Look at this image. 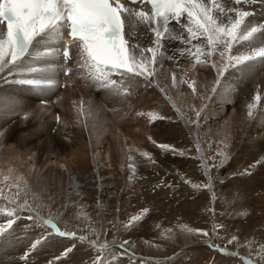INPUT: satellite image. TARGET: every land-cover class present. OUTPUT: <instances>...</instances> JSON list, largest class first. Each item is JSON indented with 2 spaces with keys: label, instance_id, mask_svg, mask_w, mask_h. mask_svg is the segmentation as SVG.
<instances>
[{
  "label": "rangeland",
  "instance_id": "1",
  "mask_svg": "<svg viewBox=\"0 0 264 264\" xmlns=\"http://www.w3.org/2000/svg\"><path fill=\"white\" fill-rule=\"evenodd\" d=\"M223 67V61H218V64H216V68L211 67V65L209 64L208 73L210 75L207 76L206 80L200 79L201 82L196 81L200 76H202V73L200 72L199 75L197 74L195 76H192L191 78L188 76L187 71L179 72L177 75V85L174 86L171 77L172 73L171 71H169L171 69H169L167 65L161 64V66L156 67V75H158L157 77L159 78H157L156 75L153 78H150L149 83L151 82V85H143L138 80H133V83H129L130 81L124 80L123 87L119 89V91L115 89H107L108 92H105V94H101L99 92L95 93V96H93V91H91V89L87 90V92L85 91L83 82L79 83L78 81H76V83H74L73 80L76 78L75 73H78L77 71H74V74L72 72L70 76L66 78L68 82L70 80V84H68V86L64 88H60V86H57L56 93L53 92L48 95L47 93L44 94L39 89H34L27 85H20L15 83L14 80L21 78L19 76L13 75L8 76L6 80L0 79V207L12 208L24 204L25 201L28 202L23 211L19 213L20 218L17 220L14 226L15 237L13 239L0 242V264H49L51 260H53L60 254L61 250L64 247L71 244H75V250L69 257L63 260V264H91V261L95 259L97 251L94 248L90 247L88 243H80L79 241L75 240L53 238L45 243L42 247L33 251L28 257L27 262H25L23 256L24 253L28 250L30 242L33 241L34 238L40 236L44 231V229L37 226L40 224V221L34 222L27 218L29 215L35 216L36 213H39V216L42 218H48L50 216L54 217L61 230L67 228L68 230L76 231L78 235L88 236L89 240H98V244H103L107 241L110 247L103 253L105 264H109L110 261L111 264H173L180 258L184 259V261H190V259L196 258L193 259V263L191 261V264H195L196 261L199 262L198 264H247V261L249 259L252 260L254 264H257V260L253 259L254 257L245 256L241 251H239L238 248H235L231 243H228V240L224 236L223 228L225 225L224 220L226 219V211L224 210L225 208L223 207L222 203H220L219 201V192L224 189V186L223 184L219 183L220 181L218 179V174L221 173L222 175H224L226 171L229 170L226 169L227 166L225 164H234L235 167L237 166L235 169H238L235 175L232 177L234 184L236 186H244L246 184V179H249V175L252 174V172L249 171L252 169V165H250L248 162L251 161V158L253 159V157L256 156L254 154L255 150L251 146L246 145V143H243L242 139L243 137H245L244 132L247 130V128H249L251 123H253V125L258 124L260 133L264 134V127L260 128L264 125V120L262 122V118L257 115V108L253 110L252 117L248 116V104L256 102L253 99L254 95H247L246 87L242 91L237 90V93H235L237 95L236 98H226L225 102H220L221 100L216 99L219 95L218 93L214 94L212 92V88L215 84L217 69H222ZM253 67L257 68L256 65H254ZM167 69L169 70L166 71ZM60 74L61 68L57 77L59 82L61 81ZM4 75H6V73ZM162 76L163 79L161 80V82H163L161 84V82L159 83L158 80L161 79L160 77ZM181 77H183V79L188 83L181 82ZM117 78L119 80L121 79L119 77H116V79ZM192 79L196 81L195 92H193L192 88L188 86L189 83L194 81ZM125 81L127 82L126 85ZM128 83L129 85H131L129 86ZM204 83H206V85H204ZM74 84L78 86L74 87ZM89 84L96 85L95 82H92V80L89 82ZM159 84L161 85V87ZM69 85L73 86V89L70 90ZM174 87L177 88V92L179 90L180 92L182 91L181 93L186 94L185 96L187 97L184 99L186 102L191 101L193 102V105H199L198 107L200 108V110L202 107L203 109L209 108L208 105L213 103L218 113L217 116H219L222 121H226V124H229V122H231L232 125H239L242 133H237L235 138H232L230 137L232 136V132H229L228 135L223 136V138H220L221 140L219 139L217 143L213 144V146L215 147L209 146L208 152L211 154H215L216 157H219L218 163H215L216 160L211 156H206L205 159L202 157L203 159L201 160L203 161L200 162H187V159L184 160V155L180 154L182 152L179 153V156H181H178V150L180 151V148L177 145L174 146V148L178 149H176L177 151H169L171 153L174 152L177 154L176 155L173 153L174 158H176L175 160H178L180 158L178 161L181 162H176V165L180 166H178L179 169L176 172L179 171L180 173L178 172L179 174L175 175V178H170V181L169 179H167L166 181L164 180L165 182L163 181V184L165 183L168 186L170 185V183H173V185L175 186H187L189 184L188 186L190 188L189 192L191 196L185 198V200L183 201L184 206H182V208L176 205L173 210H170L169 217L170 221L176 223L179 229V231L176 232L178 236L176 237L177 234L174 236L175 240L177 241L176 243L180 245V243L183 242L182 238L180 237L181 234H184V232L186 236L189 237L191 242L186 245H180L177 251L174 253H167L163 255V252L161 253V250H167V248H169L167 246H170L171 244H169V242L165 238L162 240L161 244L157 243L158 246H160L159 253H150L144 240L145 236L150 234V230L147 231L148 229L143 225H141L139 229L138 226L137 229H135V227H125V224L130 216V214H128V208L130 207V205H138L140 204L141 200L145 201L147 199H152V201H154L156 199L155 190H157L159 186L155 182H151L148 183L150 188L148 190L142 189L143 193L141 192L137 199L134 200V197H130V199L125 197V195L127 196L128 193L127 184H125L127 182V179L125 178V169L128 165V158L127 156H123L124 161L122 160L118 169L116 168V171H114V169L112 168L113 164L115 165L119 162L116 158V151L118 150V148L113 140L114 134L110 133H112V129L116 128L115 126H117V128L114 130L115 132H117V134L119 132L120 135H118V137L120 136L121 142L124 141L123 146H127L128 143L132 141L129 132H127L128 129L129 131L134 130L139 134H143L148 143L151 142L152 144L153 141L156 142L158 136H155V134L152 133L155 131L158 120L165 121V118L168 117V114L170 112H174L179 118H181L179 108L176 107L178 104L176 105V103H173L177 99V97L174 98L175 95L171 97V95H173L172 92L175 89ZM125 88L127 89V94H122ZM161 88H163L164 91H161ZM81 90L82 92L80 93ZM66 91L72 94L65 96L64 93H66ZM152 91L153 93L155 91L156 94L154 95ZM187 91L190 93H188ZM175 92L176 91H174V94ZM177 92L176 94H178ZM87 93L89 95H87ZM181 93L176 96H178L182 100L184 96H181ZM202 95H205L207 98L205 99L204 104L203 102L201 103ZM81 96L84 99V103L83 105H81V103L79 102L80 107H83V109L80 108L79 110L76 107L77 105L72 106L70 104V100L73 101L74 98L75 100H78ZM260 96L262 97V93H260ZM87 97L93 100L91 104L87 102ZM172 98L174 100H172ZM52 99L56 100V102H53ZM117 99H119V102H116ZM128 99H131V101H133V104ZM127 100L129 102L125 103L127 102ZM41 101L43 102V104L41 103ZM137 101H139L140 103ZM176 101L179 104L181 103L180 99H177ZM64 102H66L67 104H65ZM136 102L139 103L138 107H136ZM260 102L261 99L257 103V106L260 105ZM129 103H131L132 105H127ZM146 103L149 104V108H151L153 103H155V106L153 105L154 107H156L154 108L155 110H142V108H144L142 106H145ZM168 103L172 104L169 105ZM55 104L56 106H54ZM167 104L172 108V110L167 106ZM64 105L66 108L64 107ZM48 106H52V109H46L48 108ZM60 106H62V108ZM148 107L146 106L145 108L148 109ZM63 108H65L66 110H63ZM138 108H140L141 110H137ZM47 110H49L50 112ZM67 110H69V113ZM203 111H205L206 113L209 112V110ZM149 114H152L151 116H154L156 119H152ZM98 116H106V118H97ZM57 117H59V120L57 119ZM160 117H163V119H160ZM96 120L98 123L96 122ZM43 121L47 123V125L52 124L53 121V123H55L56 125L54 124L52 126L53 128L51 129L47 127V129L43 130ZM145 121H149L150 125L149 123H144ZM41 122L43 123L41 124ZM260 122L261 124H259ZM127 124L129 125V128L127 127ZM103 125L106 127L109 125L107 128H110L112 131L110 132V129L106 128L107 130L104 129L103 133L101 130H99L100 128L95 129L96 126L101 127ZM58 126H61L64 130L59 129ZM111 126H114V128H112ZM56 128L59 130H57ZM169 129H171V127H167V129L166 127L164 128V130ZM142 130L144 133L142 132ZM99 131H101V133ZM122 131H125V133H123ZM168 132L170 133V130ZM150 135L151 137H155L156 139L151 138ZM166 136L164 138L166 144L170 145L171 143H176L171 140L173 135L168 134ZM175 137L176 136L173 137L174 140ZM236 140L239 144L236 142ZM229 141H232L234 143H229ZM216 144H218L219 146ZM230 144H233L234 147H231ZM156 146L158 147V145ZM9 148V151H15L12 155V158L16 159L15 161H12V158L10 159L11 156L9 157V151H7V149ZM231 148H233L232 151ZM145 149L148 151V147H145ZM139 150L141 153L138 154L141 156V154L144 153V151H142L144 149L140 147ZM224 150L228 151V157H232H227V159L225 160L223 156H221L222 152L226 153ZM108 151H111L110 154H108ZM129 152L132 153V151ZM218 152H220V156ZM15 153L18 155H16ZM112 153L114 154V156ZM15 155L16 157H14ZM256 155L260 156V154L257 152ZM105 156L107 157V159L105 158ZM109 156L110 158H113L114 161H111ZM5 157L6 159H4ZM141 157L144 159L145 163L147 161L146 164H148L150 168H154L156 166V164H154L155 160L152 159V156L151 159L144 155H142ZM54 158L55 161L51 162V160H53ZM233 158L234 160H232ZM58 160H60L59 162L65 163H63L64 167H60L57 164ZM106 160H109V162ZM221 160H223V163H221ZM24 161L27 163L30 162L32 168L30 169L31 171L25 169L28 170V174L24 175L25 177H27L25 179H21V177L23 176H21L20 178L17 177L20 174L16 169H18L19 165L24 166ZM188 163L190 165L196 163L197 165L200 164L203 170L205 168V171L207 170L206 166H209L208 173L212 174L211 189L206 188V191H203L202 187L194 188L190 184L193 179V176L191 174L192 172L185 173V171H190L191 169L196 173L198 170L192 169L193 165L188 167ZM11 164L15 169L13 167L10 168L12 166ZM107 165H109L110 168L109 166L107 167ZM23 166L21 167L22 175L25 172ZM183 167H185L186 169H183ZM8 168L11 169V173H8ZM12 169L14 172L12 171ZM109 169L111 171L113 170L111 172L113 173L111 174L112 176L109 174ZM107 170H109V173H107ZM114 172L117 173L116 175L120 176H122L123 173L125 174L123 175L124 177H118L114 175ZM120 172H122V174ZM113 176H115V178ZM239 176L240 178H238ZM17 178L20 179L23 183H21L20 180H17ZM116 178H119L121 180L122 178L124 179L122 180V182L120 181L121 183H118L119 181L117 179V183H115L116 181L114 180ZM184 178L187 179L186 182H184V180H186ZM110 180H113L114 182H111ZM122 183H124V185H122ZM119 184L122 185L120 186V189ZM118 190L120 191L117 192ZM203 195L206 196L204 197V206L197 205L195 203V197ZM12 200H15V203H10V201ZM190 202H193L194 206L191 205ZM222 207L224 209H222ZM145 208L149 209L150 211L146 214H152V218H158V213L153 207L146 205ZM138 209L142 210L144 208L140 207ZM204 211L206 212L204 213ZM240 212L241 214H238L239 216L237 215L233 219L235 220L238 217L237 223H244L253 218H250L245 211V213L241 210L239 211V213ZM252 213L251 215H253ZM223 215H225L224 218ZM257 217H259V215L255 218ZM5 220V216L0 214V223L5 222ZM177 220L179 222H177ZM182 225L189 228L192 227L193 229H203V227L210 225L211 230H209V232H211V238L208 240L205 237H200L201 234L199 235V233H188L183 230L184 228L182 227ZM217 225H222V227H215ZM93 230H95V234H93ZM237 233L239 236L242 235L240 230L237 231ZM123 241H128L129 243L125 246L124 249H121L119 245ZM206 241H210L211 244L216 245L220 248H226L229 252H237L238 255H226L218 251L217 248L210 247L209 244L206 243ZM258 242L261 246L264 245V240L262 241L261 238ZM138 252L143 253L139 254ZM206 252H209L211 256L205 260L200 259L202 254ZM133 253H135V255H133ZM121 257L126 260L125 263H119L120 259H122Z\"/></svg>",
  "mask_w": 264,
  "mask_h": 264
},
{
  "label": "snow or ice",
  "instance_id": "2",
  "mask_svg": "<svg viewBox=\"0 0 264 264\" xmlns=\"http://www.w3.org/2000/svg\"><path fill=\"white\" fill-rule=\"evenodd\" d=\"M130 3H148L151 12L129 7L122 0H0V79L19 76L21 78L14 80L15 83L41 92L57 87L60 60L65 62V75L73 72L67 67L73 46L79 57L77 68L86 73L98 88L117 91L123 87L125 79L149 80L156 75L157 65L164 60L175 61L177 56L191 58L193 67L210 64L216 68L212 58L219 55L224 67L217 69L212 88L214 94L223 90L222 81L228 76L246 74L256 64L264 66V0H130ZM252 6L258 7L259 12ZM140 26L147 28L145 35L151 34L147 46L134 42ZM173 42L181 47L174 48L169 55V44ZM114 76L121 79H113ZM180 79L188 83L183 77ZM172 80L175 86V73ZM188 86L196 91L195 81ZM122 94H127L126 88ZM253 99L256 103L247 106L249 117L253 116L260 94ZM203 110L202 107L196 112L197 118ZM158 147L176 151L166 143ZM142 155L151 159L149 153ZM221 156L227 159V153L222 152ZM261 163H264V157L256 162ZM211 181L209 176L208 184L204 186L211 189ZM192 186L200 187L199 184ZM27 203L12 208L0 207V214L6 218L0 223V242L15 237L14 226ZM148 212L149 209L144 208L141 213L131 216L125 227H135ZM27 218L40 221L37 226L44 231L30 242L23 256L25 262L33 251L49 240L61 238L88 243L97 251L91 264H105L103 253L110 247L107 241L98 244V240H89L88 236L78 235L76 231L61 230L51 216L42 218L36 213ZM182 227L188 233L208 236L206 230ZM236 241L237 237L232 236L228 243ZM128 243L123 241L119 247L124 249ZM206 243L226 255H238L210 241ZM74 250L75 244L64 247L49 264H63ZM261 250L264 251V246ZM247 264L254 262L249 259Z\"/></svg>",
  "mask_w": 264,
  "mask_h": 264
},
{
  "label": "bare ground",
  "instance_id": "3",
  "mask_svg": "<svg viewBox=\"0 0 264 264\" xmlns=\"http://www.w3.org/2000/svg\"><path fill=\"white\" fill-rule=\"evenodd\" d=\"M253 8L256 9L257 12H259V8L256 7V6H252ZM248 10V9H246ZM255 22V21H253ZM148 30L147 28H145L144 26H140L139 28V31L137 33V37L135 38L134 42H137V43H140L141 45L143 46H147L149 43H150V40H151V34H148V35H145V33H147ZM177 47H181L180 44L176 43V42H173L171 44H169V55L172 54V51L174 50V48H177ZM75 56H74V55ZM71 57H72V60L69 61L72 69H73V74H74V71H77L78 73H75L76 74V78L73 80L74 83H76V81H78L79 83L83 82L84 84V88H85V91L87 92V90H90L93 91V96H95V93H101V94H105V92H108V90H103V89H100L97 87V85H90L89 82L91 81L90 78H87V75L86 73H83L82 70H79L77 68V65H78V62H79V57L76 53V49H75V46L72 47L71 49ZM61 61L63 60H60L59 62L61 63ZM212 61L215 63V64H218V61H222V59L219 57V55H215L213 58H212ZM64 62V61H63ZM193 63L194 61L191 59V58H188V57H179L177 56L176 60L175 61H172V60H164L161 64H165L169 67V69H167L166 71H171V73H175L176 76L178 75L179 72H185L187 71L188 72V76L191 78L192 76H195V75H199V72L202 73V76L199 77L198 80H196L197 82H201L200 79L202 80H206L207 79V76H209L210 74L208 73V65H196L195 67H193ZM161 64L157 65L156 67H159L161 66ZM223 66V64H222ZM257 68H252V70L246 74H239V75H231V76H228V81H222L223 83V90H219L218 91V97L216 99L218 100H221L220 102H225L226 98H233V97H237V95L235 93H237V90L239 91H242L245 87L247 89V95L250 96V95H254L256 96L257 93H262V97H261V102H260V105H258L256 108H257V115L260 116L262 118V122L264 120V66H261L260 64H256ZM59 67L61 68V71H63L64 69V66L62 67L61 64L59 65ZM210 69V68H209ZM165 72V71H164ZM71 74V73H70ZM70 74H68V76H64V75H61L60 74V78H61V81L59 82L58 86H60V88H64L66 86H68V84H70V80L69 82L66 80V78H68L70 76ZM226 75H228L226 73ZM158 75H156L157 77ZM161 76V75H160ZM58 77V76H57ZM116 77L118 76H114L113 79H116ZM155 77V78H156ZM172 77V76H171ZM120 78V77H119ZM153 78V77H152ZM159 78V77H157ZM156 78V79H157ZM161 79H159V83L161 82V80L163 79V76L160 77ZM117 80L119 81V79L117 78ZM125 80H128L130 81L129 83H133V80H138L141 84L143 85H149V80H144L143 78H134V79H125ZM179 80V79H178ZM194 80V79H192ZM173 81V80H172ZM195 81V80H194ZM195 81V83H196ZM94 82V81H92ZM163 82V81H162ZM161 82V84H162ZM177 82V81H176ZM62 83V84H61ZM126 81H125V85H126ZM128 83V85H129ZM156 83V82H154ZM158 83V82H157ZM228 83V84H227ZM72 84V83H71ZM96 84V83H95ZM168 84V83H167ZM73 85V84H72ZM131 85V84H130ZM129 85V86H130ZM151 85V84H150ZM160 85V84H159ZM177 85V83L175 84V86ZM204 85H206V83H204ZM78 85L74 84V87H76ZM89 86V87H88ZM168 86V85H167ZM172 86V85H171ZM182 86V85H181ZM196 86V85H195ZM198 86V85H197ZM127 87V86H126ZM158 87V85H157ZM161 87V85H160ZM173 87V86H172ZM183 87V86H182ZM83 88V89H84ZM155 88V87H154ZM153 88V89H154ZM165 88V87H163ZM175 88V87H174ZM179 88V87H178ZM69 89H73V86H70L69 85ZM145 89V88H144ZM147 89V88H146ZM167 89V88H166ZM170 89V88H169ZM177 88L174 89V91L177 92L176 90ZM181 89V88H180ZM184 89V88H183ZM186 90V89H185ZM184 90V91H185ZM235 90V91H234ZM170 91V90H169ZM174 91L172 92L173 95H171V97H173L175 95L174 98L177 97V99H180L181 103H177V99L173 102V103H176V107L179 108V113H180V117L179 118L174 112H167L169 113L168 114V117L165 118L166 120L165 121H161V120H158V124L155 128V131L152 133V134H155V136H158L157 139L155 137H150L151 138H154L156 139V145H159L161 143H165L166 141H164V138L166 135L168 134H171L175 137V140L172 139L174 142H176L175 144L171 143L170 145L172 146L173 149H177V148H174L175 145L179 146L180 148V151L178 150V156H179V153L182 152L183 155H184V160H188L187 162H190V161H193L194 163L195 162H200V161H203L201 159H205L206 156H211V157H214V159L216 160L215 163H218V156L216 157L215 154H211L208 152V149H209V146H213L214 143H217L218 140L220 138H223V136H226L229 134V132L231 133L232 132V138H235V136L237 135V133H242L241 132V129L239 128V125H232L231 122H229V124H226V121H222L221 118H219L218 113L216 111V107L213 103L209 104V108H206L204 110H209V112H205V111H202L201 112V116L199 118H197L196 116V112L197 111H200V108L198 107L199 105H193V102H186L184 99L187 97L185 96L186 94L184 93H181L179 90H178V94H174ZM183 91V92H184ZM55 92L56 93V87L54 88H51V89H48L46 91H43L44 94L47 93L48 94H51ZM82 92V90L80 91V93ZM188 92V91H187ZM202 92V91H201ZM90 93V91H89ZM145 93V92H144ZM153 93V91H152ZM158 93V91H157ZM160 93V92H159ZM179 93H181L180 95L181 96H184V98L181 100V98H179L178 96L176 95H179ZM190 93V92H188ZM199 93V92H198ZM72 93H68V91H66V93H64L65 96H68V95H71ZM91 94V95H92ZM146 94V93H145ZM154 95L156 94L155 91L153 93ZM87 95H89L87 93ZM46 96V95H44ZM54 97V96H53ZM156 97V96H155ZM56 98V97H55ZM54 98V99H55ZM44 99V98H43ZM46 99V98H45ZM61 99V98H60ZM205 99L206 96L202 95L201 97V103L205 102ZM215 99V100H216ZM49 100V99H48ZM53 100V99H52ZM119 99L116 100V102L118 101ZM129 101H131V99H128ZM127 100V102L125 103H128L129 101ZM151 100V99H150ZM172 100H174L172 98ZM56 102V100H53V102ZM61 101V100H60ZM93 100H91L89 97H87V102L91 104ZM126 101V100H125ZM169 101V100H168ZM81 105H83L84 103V99L82 98V96L78 99V100H75V98L72 100H70V104L72 106H75L77 105L76 107L80 110V108L83 109V107H80V103ZM119 102V101H118ZM132 104H133V101H131ZM139 102V101H137ZM136 102V103H137ZM148 102V101H147ZM167 102V101H166ZM179 102V100H178ZM50 103V102H49ZM65 104H67L66 102H64ZM140 103V102H139ZM139 103H137L136 107H138ZM170 103V102H169ZM168 103V104H169ZM51 104V103H50ZM54 104V103H53ZM63 104V103H62ZM61 104V105H62ZM120 104V103H119ZM131 103L127 104V105H132ZM155 103H153L154 105ZM167 104V106H168ZM172 104V103H171ZM169 104V105H171ZM22 105V104H21ZM58 105V104H57ZM142 105V104H141ZM145 105V104H144ZM151 105V104H150ZM152 105V106H153ZM56 106V104L54 105ZM63 106V105H62ZM62 106H60L62 108ZM148 107L149 104L146 103L145 106H142L144 108H142V110H155L154 108L156 107H152L148 109H146L145 107ZM59 107V108H60ZM65 107V105H64ZM127 107V106H126ZM169 107V106H168ZM206 107V106H205ZM51 108L52 109V106H48V108L46 109H49ZM66 108V107H65ZM65 108H63V110H66ZM171 110L172 108L169 107ZM49 109V110H51ZM168 109V108H167ZM167 109H164V110H167ZM47 110V111H49ZM137 110H141L140 108H138ZM169 110V109H168ZM174 110H178V109H174ZM53 111V110H52ZM68 113H69V110H67ZM256 111V110H255ZM42 112V111H41ZM50 112V111H49ZM72 112V111H71ZM142 113V112H141ZM166 113V112H165ZM72 114V113H71ZM96 114V113H95ZM256 114V113H255ZM74 115V114H73ZM150 115V114H149ZM152 115V114H151ZM150 115V116H151ZM157 115V114H156ZM155 115V116H156ZM42 116H43V113H42ZM56 116V115H55ZM72 116V115H71ZM97 116V115H96ZM145 116V115H144ZM147 116V115H146ZM149 116V117H150ZM257 116V117H258ZM40 117V116H39ZM100 116H98L97 118H99ZM152 119H154L155 117L154 116H151ZM150 117V118H151ZM157 117V116H156ZM256 117V118H257ZM100 118H106V116H101ZM56 119V118H55ZM147 119V118H146ZM156 119V118H155ZM57 120V119H56ZM145 120V119H144ZM257 120V119H256ZM58 121V120H57ZM108 121V120H107ZM258 121V120H257ZM261 121V119H260ZM44 122V121H43ZM41 122V124L43 123ZM59 122V121H58ZM97 122V120H96ZM95 122V123H96ZM138 122V121H137ZM98 123V122H97ZM96 123V125H97ZM100 123V122H99ZM107 123V122H106ZM142 123V122H141ZM146 124L149 123L150 125V122H144ZM152 123V121H151ZM55 123H53L52 121V124H48L47 123H43L42 124V129L45 130L48 128H53L52 126L54 125ZM101 124V123H100ZM99 124V125H100ZM105 124V123H104ZM261 124V122L259 123ZM56 125V124H55ZM111 125V124H109ZM108 125V126H109ZM98 126V125H97ZM95 129H99L103 132V130H107V129H110V128H107L106 126H101V127H97ZM55 127V126H54ZM112 127V126H111ZM117 128V126H115ZM127 127L129 128V125L127 124ZM132 127V126H131ZM166 127H171L170 130V133L168 132L169 130H164V128ZM264 127L261 126L260 128ZM59 129H63L61 126L59 127ZM107 128V129H106ZM114 128V126L112 127ZM114 128V129H116ZM57 129V128H56ZM55 129V130H56ZM57 129V130H59ZM113 130L112 133L110 134H114V142L118 148V150L116 151V158L118 159V163L117 164H113V169L114 171H116L115 169L119 167L120 163L122 162L123 158L125 156H127V160H128V165L126 167V176L125 178L127 179V182L125 184H127V189H128V193H127V196L125 195V197H127L128 199H130V197H134L133 199H137V197H139V194H141V192L143 193V190L142 189H149L150 186L148 185V183H151V182H155L159 187L157 188V190H155V196H156V199L154 201L149 200H141L140 204L138 205H130V207L128 208L129 210V213L130 216H133V215H136L138 213H141V210H139L138 208L140 207H143L145 208L146 205L147 206H150V207H153L155 209V211H157L158 213V218H152V214H144L143 216V219L141 222L137 223V225L135 226V229H137V226H138V229L140 228L141 225H143L144 227H146L149 231L150 230V234L149 235H146L145 236V242L147 244V248H148V251H150V253H159V250H160V246H158L157 243H162V240L165 238L170 246H167L169 248H167V250H161V253L163 252V255L164 254H167V253H174L177 251V249L179 248L180 245H186V244H189V242H191V240L189 239V237L186 236L185 232L184 234H181V237L183 242L180 243V245H178V243H176L177 241L175 240V235L177 234L176 232L179 231L178 229V226L176 225V223H174L173 221H170V210H173L176 205H178V207L182 208L183 205V201L185 200V198H188L190 196V188H189V184L187 186H175L173 185V183H170V185H166L165 183L163 184V181L169 179L170 181V178H175V175H178L179 173L176 172L179 167L176 165L177 161L178 160H175L176 158H174V155L173 153L169 152L170 150H164V149H161L159 147H157L155 145V143H148L147 142V139L145 138V136L143 134H139L137 133L136 131H128L129 132V135H130V138H132V141H130V143H128L127 146H123L124 144V141H120V136L118 137L119 132L117 134V132H115V130ZM126 129V128H125ZM64 130V129H63ZM110 129V132L112 131ZM127 130V129H126ZM125 130V131H126ZM98 131V130H97ZM101 131H99L101 133ZM117 131V130H116ZM125 131L123 133H125ZM105 132H108V131H105ZM121 132V134H122ZM140 132V131H138ZM143 132V130H142ZM141 132V133H142ZM104 133V132H103ZM144 133V132H143ZM138 134V135H137ZM264 134H261L260 133V130L258 129V124L257 125H253V123H251V125L249 126V128H247V130L244 132V136L243 137V143H246V145L248 146H251L255 152V156L256 157H253V159L251 158V161H249L248 163L250 165H252V169L253 171L249 170L250 172H252V174H248L250 176V178L246 179V184L244 186H240V185H235L234 184V181L232 179V177L235 175L236 171L238 169H235V165L234 164H225L227 166L226 169H229L226 171V173L224 175H222L221 173L218 174V179H219V183L223 184L224 186V189L221 190L219 193H220V198H219V201L220 203H222L223 208L226 212H225V215H226V219L224 220L225 221V225H224V228H223V232H224V236L225 238L229 241L231 239L232 236H236L237 237V241L236 242H233L231 243L233 247L235 248H238L239 251H241L245 256H250V257H254L253 259H256L257 260V264H264V259H262V257H264V251L261 250V245L260 243L258 242L259 239L261 238L262 241L264 240V163H261V164H256L257 161L261 160L262 157H264ZM239 136V135H238ZM243 136V135H242ZM166 137H169V136H166ZM229 137V136H228ZM171 138V137H170ZM146 139V140H145ZM168 139V138H167ZM227 139V138H226ZM240 139V138H238ZM237 139V140H238ZM169 140V139H168ZM221 140V139H220ZM236 140V142H237ZM164 141V142H163ZM233 141V140H232ZM231 141V142H232ZM239 141V140H238ZM169 142H172V141H169ZM221 142V141H220ZM229 141V143H231ZM240 142V141H239ZM234 143V142H232ZM238 143V142H237ZM130 144V145H129ZM239 144V143H238ZM218 145V144H216ZM231 147H234L233 144H230ZM235 145V144H234ZM7 146V145H6ZM176 146V147H177ZM219 146V145H218ZM226 146V145H225ZM239 146V145H238ZM140 147H142L144 150V153H150L151 156H152V159L155 160V163L156 166L154 168H150L148 166L147 161L146 163L144 162V159L141 157V156L138 154V153H141L140 152ZM145 147L147 148L148 147V151L145 149ZM215 147V146H213ZM222 147V146H221ZM224 147V146H223ZM240 147V146H239ZM246 147V146H245ZM137 148V149H136ZM139 148V149H138ZM230 148V147H229ZM130 149V150H129ZM212 149V148H211ZM215 149V148H214ZM220 149H225V148H220ZM228 149V147H227ZM233 148H231V151H232ZM251 149V148H250ZM9 149H7V151H9ZM176 150V151H177ZM239 150V149H238ZM107 151V150H106ZM129 151H132V153H130ZM136 151V152H135ZM226 153H228V151L224 150ZM243 151V150H242ZM249 151V150H247ZM15 152V151H14ZM12 150L9 151V157L10 159L12 158V155L14 153ZM111 152V151H110ZM110 152L108 151V154H110ZM130 154H129V153ZM213 152V151H212ZM251 152V151H249ZM256 152L260 154V156L256 155ZM101 153V152H100ZM219 153V156H220V152ZM235 153V152H234ZM232 153V154H234ZM245 153V152H244ZM3 154V153H1ZM16 154V153H15ZM98 154V153H96ZM113 154V153H112ZM176 154V153H174ZM181 154V153H180ZM253 154V155H254ZM18 155V154H16ZM16 155L14 157H16ZM177 155V154H176ZM229 155V154H228ZM238 155V154H237ZM8 156V155H7ZM107 156V155H106ZM105 156V158L107 159V157ZM114 156V154H113ZM124 156V157H123ZM177 156V157H178ZM181 156V155H180ZM179 156V157H180ZM18 157V156H17ZM203 157V158H202ZM228 157V156H227ZM232 157V156H230ZM228 157V158H230ZM236 157V156H235ZM110 158V156H109ZM6 159V157L4 158ZM3 159V160H4ZM28 159V158H27ZM111 161L113 160V158H110ZM239 159V158H238ZM16 159H13L12 158V161H15ZM226 160V159H225ZM234 160V158L232 159ZM236 160V159H235ZM250 160V159H249ZM11 161V160H10ZM27 161V160H26ZM30 161V160H29ZM28 161V162H29ZM55 161V158L53 160H51V162ZM60 160H58L57 164L60 166V167H64V162H59ZM109 162V160H106ZM114 161V160H113ZM124 161V160H123ZM220 161V160H219ZM154 162V161H153ZM152 162V163H153ZM181 162V161H180ZM178 161V163H180ZM183 162V161H182ZM192 162V163H193ZM12 163V162H11ZM56 163V162H55ZM64 163V164H63ZM124 163H127V162H124ZM191 163V162H190ZM207 163V162H206ZM205 163V164H206ZM228 163V162H227ZM231 163V162H230ZM236 163V162H235ZM2 164V163H1ZM24 166L23 165H19L18 169H16L20 175H18L17 177H21V179H25L26 177L24 175H27L28 174V170H30L32 168V165L31 163H27V162H23ZM189 164V163H188ZM7 165V163H6ZM12 165V164H11ZM10 165V166H11ZM112 165V164H111ZM130 165H132V167H130ZM183 165V164H182ZM193 165V168L194 170H198L196 173L190 169V171H185V173H188V172H192V176H193V179L191 181V185L193 184H199L200 187H202L203 191H206V188L204 185L208 184V178L209 176H212L211 173H208L209 171V166H206V171H205V168L204 170L201 168L200 164L197 165L196 164H191ZM190 164L187 165L188 167L191 166ZM204 165V164H203ZM255 165V166H253ZM24 167V174L22 175V169L21 167ZM109 165H107L108 167ZM126 166V165H125ZM239 166V165H238ZM14 168V166L12 165L10 168ZM187 167V168H188ZM225 167V166H224ZM240 167V166H239ZM249 167V166H248ZM1 168V167H0ZM7 168V167H6ZM20 168V169H19ZM110 168V166H109ZM185 167H183L184 169ZM5 169V168H4ZM9 169V168H8ZM15 169V168H14ZM25 169H28V170H25ZM120 169V168H119ZM181 169V170H183ZM186 169V168H185ZM110 170V169H109ZM107 170V173H109ZM189 170V169H188ZM11 169H9V172L8 173H11L10 172ZM13 171V169H12ZM16 171V172H17ZM31 171V170H30ZM113 171V170H112ZM110 170V175L113 174L111 173L112 172ZM118 171V170H117ZM14 172V171H13ZM15 172V173H16ZM182 172V171H181ZM1 173V172H0ZM116 175L117 173L114 172ZM122 174V172H120ZM13 174V173H12ZM125 173L122 174V176L120 175H116L118 177H124ZM182 174V173H181ZM4 175V174H3ZM10 175V174H9ZM16 175V174H14ZM30 175V174H29ZM187 175V174H186ZM112 176V175H111ZM181 176V175H179ZM178 176V177H179ZM8 177V175H7ZM115 178V176H113ZM186 177V176H184ZM190 177V176H189ZM16 178V177H15ZM180 178V177H179ZM240 178V176L238 177ZM109 179V178H108ZM118 179V183H121L122 180L124 178L119 179V178H116L114 181H116ZM186 179V178H184ZM189 179V178H188ZM17 180H20L17 178ZM107 180V179H106ZM173 180V179H172ZM191 180V179H190ZM21 181V180H20ZM111 181V180H110ZM113 180L111 182H114ZM121 181V182H120ZM164 181V182H165ZM176 181V180H174ZM186 180H184V182H186ZM189 181V180H188ZM236 181V180H235ZM245 181V180H244ZM25 182V181H24ZM20 183V182H19ZM21 183H23L21 181ZM26 183V182H25ZM117 183V181L115 182ZM175 184H178V183H175ZM237 184V183H236ZM104 185V184H103ZM115 185V184H114ZM122 185H124V183H122ZM121 184H119V189L121 188L120 186H122ZM220 185V184H219ZM243 185V184H242ZM19 186H22V185H19ZM126 186V185H125ZM124 186V187H125ZM16 187V186H15ZM106 187V186H105ZM104 187V188H105ZM183 187V188H182ZM243 189H241V188ZM21 188V187H20ZM19 188V189H20ZM156 188V187H155ZM24 189V188H23ZM106 189V188H105ZM108 189V188H107ZM114 189V188H113ZM15 191V189H14ZM120 190H118L117 192H119ZM213 191V190H212ZM122 192V191H121ZM86 193V192H85ZM90 193H91V190H90ZM17 194V193H15ZM96 194V193H95ZM94 194V195H95ZM211 194V193H210ZM85 195V194H84ZM121 195V194H120ZM96 196V195H95ZM148 196V195H147ZM89 197V196H88ZM191 197V196H190ZM194 197V196H193ZM204 197H206L205 195L203 196H199V197H195V203L197 205H200V206H204ZM108 199V198H107ZM132 199V200H133ZM190 199V198H189ZM188 199V200H189ZM86 200V199H85ZM131 200V201H132ZM92 201V200H91ZM127 201V200H126ZM122 202V201H121ZM149 203V204H148ZM95 204V203H94ZM137 204V203H136ZM191 205L194 206V203L193 202H190ZM189 204V205H190ZM125 207V206H124ZM123 207V208H124ZM109 209V208H108ZM59 210V209H58ZM71 210V209H70ZM79 210V209H78ZM176 210V209H175ZM203 210V209H202ZM245 211L247 212L248 216L251 218L249 221L247 222H239L237 223L238 221V217L234 219V217H236L238 214H241V212L239 213V211ZM259 210V211H257ZM63 211V210H62ZM122 211V210H121ZM127 211V210H126ZM154 211V212H155ZM253 211V213H252ZM128 212V211H127ZM150 212V211H149ZM189 212V211H187ZM206 211H204L205 213ZM222 212V211H221ZM244 212V213H245ZM258 212V213H257ZM120 213V212H119ZM178 213V212H177ZM251 213L253 215H251ZM156 214V213H155ZM160 214H163V215H160ZM190 214V213H189ZM243 214V213H242ZM69 215V213H68ZM73 215V214H72ZM121 215V214H120ZM188 215V214H187ZM225 215H223V218L225 217ZM251 215V216H250ZM257 218H255L256 216H258ZM127 216V215H126ZM157 216V215H156ZM175 216V215H174ZM174 216H171V217H174ZM239 216V215H238ZM176 217V216H175ZM189 217V216H187ZM67 218V217H66ZM70 218V216H69ZM128 218V220H129ZM155 219V220H154ZM118 220V219H117ZM194 220V219H193ZM159 221V222H158ZM176 221V220H175ZM177 222H179L177 220ZM174 223V224H173ZM24 224V222H23ZM28 224V223H27ZM160 224V225H158ZM181 224V223H180ZM179 224V225H180ZM184 225V224H183ZM182 225V226H183ZM32 226V225H31ZM30 226V227H31ZM192 228V227H191ZM238 228V229H237ZM240 228V229H239ZM176 229V230H175ZM182 230V229H181ZM184 230V229H183ZM202 230H206L208 232V236L205 237V236H200V237H205L206 239H210V233L209 230L210 229V225H207L205 227H203ZM242 233L241 236L238 235L237 231H239ZM147 231H144V232H147ZM259 231V232H258ZM193 234V233H192ZM144 235V234H143ZM200 235V234H199ZM178 236V234L176 235V237ZM194 237V236H193ZM131 238V237H130ZM191 238V237H190ZM197 238V237H196ZM259 238V239H258ZM151 242H149V241ZM131 241V240H130ZM201 241V240H199ZM132 242V241H131ZM134 242V241H133ZM261 242V241H260ZM164 243V241H163ZM262 243V242H261ZM134 244V243H133ZM136 245V244H135ZM264 246V245H263ZM166 248V247H165ZM14 249V248H13ZM54 249V248H53ZM84 249V248H83ZM129 249V248H128ZM164 249V248H163ZM137 250V249H136ZM80 251V250H79ZM134 251V250H133ZM79 253V252H77ZM139 254H142L143 252H138ZM38 254V253H37ZM83 254V253H82ZM81 254V255H82ZM86 255V254H85ZM210 253L206 252L204 254H202L201 258L202 260H205V259H208L210 257ZM37 258V257H36ZM35 258V259H36ZM40 258V257H39ZM122 258V257H121ZM204 258V259H203ZM34 259V260H35ZM193 259H196V258H193ZM193 259H190V261H184V259H178L177 261H175L173 264H191V261L193 263ZM126 260L125 259H120L119 263H125ZM37 263V262H36ZM195 263V262H194ZM199 262L196 261L195 264H198Z\"/></svg>",
  "mask_w": 264,
  "mask_h": 264
}]
</instances>
